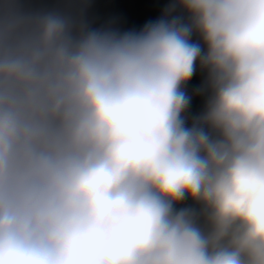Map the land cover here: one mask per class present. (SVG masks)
<instances>
[{
	"label": "clouds",
	"instance_id": "obj_1",
	"mask_svg": "<svg viewBox=\"0 0 264 264\" xmlns=\"http://www.w3.org/2000/svg\"><path fill=\"white\" fill-rule=\"evenodd\" d=\"M0 0V264H264V0Z\"/></svg>",
	"mask_w": 264,
	"mask_h": 264
}]
</instances>
